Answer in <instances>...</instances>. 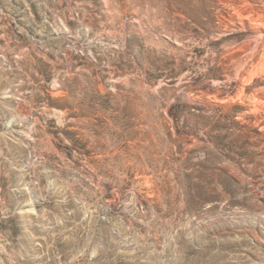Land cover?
Returning a JSON list of instances; mask_svg holds the SVG:
<instances>
[{
    "label": "rangeland",
    "instance_id": "374dc122",
    "mask_svg": "<svg viewBox=\"0 0 264 264\" xmlns=\"http://www.w3.org/2000/svg\"><path fill=\"white\" fill-rule=\"evenodd\" d=\"M0 264H264V0H0Z\"/></svg>",
    "mask_w": 264,
    "mask_h": 264
}]
</instances>
